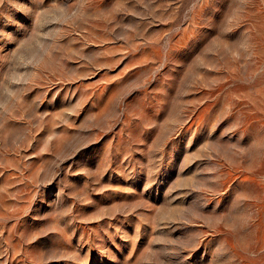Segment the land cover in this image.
Returning <instances> with one entry per match:
<instances>
[{
  "label": "rangeland",
  "instance_id": "1",
  "mask_svg": "<svg viewBox=\"0 0 264 264\" xmlns=\"http://www.w3.org/2000/svg\"><path fill=\"white\" fill-rule=\"evenodd\" d=\"M0 264H264V0H0Z\"/></svg>",
  "mask_w": 264,
  "mask_h": 264
}]
</instances>
